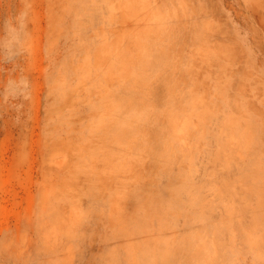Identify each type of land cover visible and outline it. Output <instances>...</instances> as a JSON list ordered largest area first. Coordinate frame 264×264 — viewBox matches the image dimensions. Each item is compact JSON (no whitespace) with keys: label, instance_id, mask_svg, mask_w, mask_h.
Segmentation results:
<instances>
[{"label":"rangeland","instance_id":"374dc122","mask_svg":"<svg viewBox=\"0 0 264 264\" xmlns=\"http://www.w3.org/2000/svg\"><path fill=\"white\" fill-rule=\"evenodd\" d=\"M0 264H264V0H0Z\"/></svg>","mask_w":264,"mask_h":264}]
</instances>
